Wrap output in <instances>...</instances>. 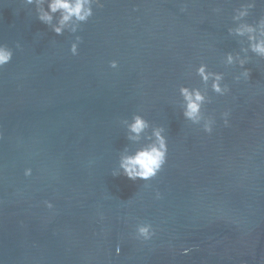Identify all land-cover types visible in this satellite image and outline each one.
<instances>
[{
    "label": "water",
    "instance_id": "1",
    "mask_svg": "<svg viewBox=\"0 0 264 264\" xmlns=\"http://www.w3.org/2000/svg\"><path fill=\"white\" fill-rule=\"evenodd\" d=\"M241 2L102 0L73 56V35L0 0V43L14 52L0 69V264H264V59L250 53L239 82L241 69L221 62L240 49L227 29ZM262 15L256 0L247 19ZM201 62L230 87L209 90L211 134L178 104L181 84L200 86ZM136 112L168 142L148 182L112 175L134 147L121 121ZM140 222L155 229L150 241L134 238Z\"/></svg>",
    "mask_w": 264,
    "mask_h": 264
},
{
    "label": "clouds",
    "instance_id": "2",
    "mask_svg": "<svg viewBox=\"0 0 264 264\" xmlns=\"http://www.w3.org/2000/svg\"><path fill=\"white\" fill-rule=\"evenodd\" d=\"M27 8L32 6L37 19L45 24L50 31L57 36H63L66 32L74 36L70 44V53L79 55V46L82 37L77 33L95 14L94 9L102 8V0H22ZM256 6V0H243L238 7L233 9L231 17L233 26L227 29L230 36L239 38L240 49L237 52L228 51L222 58V64L227 67L238 66L241 71L234 76V80L247 81L250 77V69L245 68L251 56L264 59V15L253 22L248 21L251 10ZM182 11L185 9L182 8ZM220 13L221 9H214ZM20 47L19 43L16 45ZM13 49L0 43V69H3L13 59ZM109 67L117 69L119 63L113 59L109 61ZM191 75V72L189 73ZM194 75L199 78L200 86L181 84L178 88V104L182 116L193 125H199L205 133L211 134L216 123L215 117L206 115L205 106L212 102L209 90L218 96L229 94L230 87L225 83V73L213 71L207 63L201 62L194 69ZM225 126L229 125L230 111L221 113ZM126 130V138L134 147L125 146L120 152L113 176L123 175L132 181H151L159 175L167 163L168 142L163 126L155 125L147 120L139 112L133 113L129 118L121 121ZM24 175L31 176L32 169L25 168ZM145 188L150 187L145 183ZM161 196L156 191V198ZM44 206L51 210L54 204L45 200ZM134 238L141 241H150L155 235V229L151 223H137L134 229ZM190 248H184L183 254H188ZM117 254L120 248L116 249Z\"/></svg>",
    "mask_w": 264,
    "mask_h": 264
}]
</instances>
